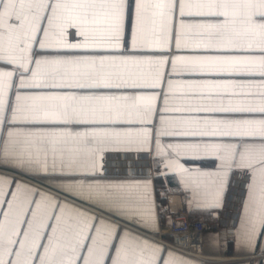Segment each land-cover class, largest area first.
Segmentation results:
<instances>
[{
  "label": "snow or ice",
  "instance_id": "obj_1",
  "mask_svg": "<svg viewBox=\"0 0 264 264\" xmlns=\"http://www.w3.org/2000/svg\"><path fill=\"white\" fill-rule=\"evenodd\" d=\"M233 188L173 246L264 261V0H0V264H206L157 209Z\"/></svg>",
  "mask_w": 264,
  "mask_h": 264
},
{
  "label": "crops",
  "instance_id": "obj_2",
  "mask_svg": "<svg viewBox=\"0 0 264 264\" xmlns=\"http://www.w3.org/2000/svg\"><path fill=\"white\" fill-rule=\"evenodd\" d=\"M154 183H157L154 181ZM35 187L40 188L39 185H34ZM175 186V185H173ZM40 190L43 191H49L48 189L41 188ZM238 192L239 190L236 188H233L229 191L228 199L225 202L223 210L219 213V219L213 220L208 215L203 214L199 211L193 210L192 212H189L186 208L183 198V195H170L167 200L163 202V207L167 209V215L171 216L173 212H182L184 213L189 221H203L207 224V228L203 231V233L207 232L210 229L220 230L224 226H228L231 224V218L238 215L240 210V204L238 202ZM234 193L237 194V196H234ZM54 194V193H50ZM63 199V197H61ZM157 203L159 204V198L157 197ZM86 211L92 212L93 215L98 216L101 219L105 220H111L113 223H117L118 221L105 216L103 213L94 211L92 209H85ZM158 215H161V230H160V237L165 239H156L157 243H161L164 245L165 248H172L173 251L181 252L173 247H171L169 244L172 243L171 239H167L171 237L168 233V227L166 225V221L164 218V215L160 214L159 208L157 209ZM121 227H125V225L121 224ZM132 231H136L135 229H130ZM139 235H146L142 232H137ZM148 239H155L154 237L147 236ZM203 251V249H202ZM183 255L189 256V254L182 252ZM192 256V255H190ZM205 258L200 259L195 256H192L193 259L197 260H204L206 261V264H264V261H262L261 257L256 256H249L246 253H237V251L232 248L231 246L223 249L218 256H205Z\"/></svg>",
  "mask_w": 264,
  "mask_h": 264
},
{
  "label": "built area",
  "instance_id": "obj_3",
  "mask_svg": "<svg viewBox=\"0 0 264 264\" xmlns=\"http://www.w3.org/2000/svg\"><path fill=\"white\" fill-rule=\"evenodd\" d=\"M173 226L168 228V233L170 236L179 235L183 237L189 231L192 233L199 235L202 234L203 231L207 228V224L203 221H189L188 217L182 212H173L172 215ZM178 218V219H177ZM183 224L182 228H177L175 225ZM174 249L187 253L189 255L195 256L197 258L203 259L205 258L201 255L202 248L199 245L194 244L191 240L188 241V251H183L181 248L174 247L173 243L169 244Z\"/></svg>",
  "mask_w": 264,
  "mask_h": 264
}]
</instances>
